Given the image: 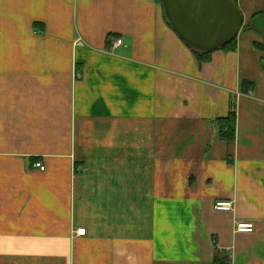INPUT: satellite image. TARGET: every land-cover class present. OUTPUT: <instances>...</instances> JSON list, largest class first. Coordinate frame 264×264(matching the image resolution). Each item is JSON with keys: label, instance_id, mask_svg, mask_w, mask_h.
<instances>
[{"label": "crops", "instance_id": "1", "mask_svg": "<svg viewBox=\"0 0 264 264\" xmlns=\"http://www.w3.org/2000/svg\"><path fill=\"white\" fill-rule=\"evenodd\" d=\"M236 3L199 62L158 0H0V264H264V0Z\"/></svg>", "mask_w": 264, "mask_h": 264}, {"label": "water", "instance_id": "2", "mask_svg": "<svg viewBox=\"0 0 264 264\" xmlns=\"http://www.w3.org/2000/svg\"><path fill=\"white\" fill-rule=\"evenodd\" d=\"M166 18L181 40L198 54H210L233 42L243 19L232 0H161ZM251 29L264 39V15Z\"/></svg>", "mask_w": 264, "mask_h": 264}, {"label": "trees", "instance_id": "3", "mask_svg": "<svg viewBox=\"0 0 264 264\" xmlns=\"http://www.w3.org/2000/svg\"><path fill=\"white\" fill-rule=\"evenodd\" d=\"M158 1L161 3V0H158ZM232 1H233L234 5L237 7L236 0H232ZM161 5H162V3H161ZM256 16L257 15H253L252 19H254ZM167 24L169 25V27H171L169 22H167ZM244 28L246 31L251 30L250 23H248L245 27H243V29ZM235 41L236 40H234L233 42H231L227 46H224L223 48H221V50H224V51L235 50ZM263 47H264V45H263ZM189 50L191 51V53L195 56V58L199 62L207 61L208 57L210 55V54H206V55L198 54V53L192 51L191 49H189ZM247 84H249V83H243V87H244V85H247ZM249 87H251V86H248V88ZM243 91H244V89H243ZM217 123H218L217 125H218L219 139L222 141H225V142H232L234 140V136H235V112H233V111L229 112V114L226 118L219 119L217 121ZM213 262L216 264H228L229 263V259L227 257H221V254L216 249V245H215V253H214Z\"/></svg>", "mask_w": 264, "mask_h": 264}, {"label": "built area", "instance_id": "4", "mask_svg": "<svg viewBox=\"0 0 264 264\" xmlns=\"http://www.w3.org/2000/svg\"><path fill=\"white\" fill-rule=\"evenodd\" d=\"M122 45V40L116 39L113 41V46L117 47ZM34 167L40 171H44V166L41 163H36ZM213 209L218 212H231L233 209L232 202L229 201H216L213 205ZM254 226L252 223H239L235 227L236 233H252ZM76 236H84L85 230L80 229L75 232Z\"/></svg>", "mask_w": 264, "mask_h": 264}, {"label": "rangeland", "instance_id": "5", "mask_svg": "<svg viewBox=\"0 0 264 264\" xmlns=\"http://www.w3.org/2000/svg\"><path fill=\"white\" fill-rule=\"evenodd\" d=\"M262 43H264L263 40H262Z\"/></svg>", "mask_w": 264, "mask_h": 264}]
</instances>
